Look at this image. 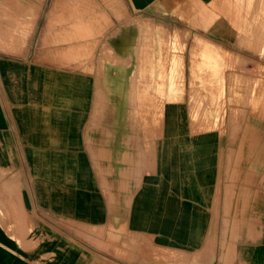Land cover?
Returning <instances> with one entry per match:
<instances>
[{"label":"rangeland","instance_id":"374dc122","mask_svg":"<svg viewBox=\"0 0 264 264\" xmlns=\"http://www.w3.org/2000/svg\"><path fill=\"white\" fill-rule=\"evenodd\" d=\"M86 1L81 0L79 7V0H0V95L14 96L20 85L25 89L31 61H37L40 70L48 65L96 66L97 96L103 108V64L132 66L135 71L125 78L128 135L122 136L112 158L109 138L101 139V175L129 178L133 182L129 191L134 192L145 177H152L147 181L153 185L151 209L171 191L181 200L183 215L190 214L192 205L197 227L176 237L164 234L156 215L149 233L119 235L139 246L119 249V262L244 264V257L245 264H252L254 242L264 241V0L211 3L209 32L215 24L219 34L229 32L230 51L209 42L221 45L210 36L193 35L186 41V36L175 35L171 42L156 36L155 48H144L143 42L136 54L126 57L115 55L107 41L92 39L104 26L85 9ZM81 13L87 22L96 23L79 25ZM244 33L256 35L257 41L247 45L256 56L239 52L237 38ZM169 80L172 102L164 94ZM42 91L51 95L50 89ZM170 104L177 115L171 136L166 123ZM206 134L209 148H204ZM172 137L186 143L179 148ZM113 160L128 174L111 170ZM174 175L182 187L195 185L192 198L188 192L177 197L178 185L174 193L168 188ZM191 239L195 242H186Z\"/></svg>","mask_w":264,"mask_h":264},{"label":"crops","instance_id":"0c3cea01","mask_svg":"<svg viewBox=\"0 0 264 264\" xmlns=\"http://www.w3.org/2000/svg\"><path fill=\"white\" fill-rule=\"evenodd\" d=\"M213 1L87 0L85 9L104 26L92 39L107 41L118 57L136 54L143 42L144 48H155L156 36L166 42L175 35L180 39L186 36V41L193 35L210 36L221 45L209 42L230 51L229 32L219 34L216 24L209 32ZM87 19L81 13L78 24L96 23ZM237 41L243 56H256L248 48L257 41L255 34H239ZM183 56H188L187 50ZM38 64L31 61L24 90L20 85L14 96L0 95V264H133L128 259L119 262L118 250L139 246L119 235L149 233L156 215L161 217L157 223L161 233L171 232L175 237L181 232L192 233L197 227L191 212L194 208L190 205V214L183 215L180 211L184 206L171 191L151 209L155 203L151 199L153 185L147 181L152 177H145L134 192L129 191L133 184L129 178L101 175V139L109 138L112 158L122 136L128 135L125 78L134 68L103 64L101 90L106 98L101 108L96 66L70 69L48 65L40 70ZM166 88L167 99L174 101L170 80ZM42 89H50L51 95H42ZM168 109L167 135L171 136L174 130L170 127L177 115L172 104ZM180 137L172 140L182 148L186 141H178ZM202 138L204 148H209V134ZM110 168L128 174L126 167L114 160ZM182 178L177 176L178 181ZM173 181L167 185L173 193L179 186L177 197L196 194L192 182L187 188ZM263 250L264 241H255L252 264H264Z\"/></svg>","mask_w":264,"mask_h":264}]
</instances>
